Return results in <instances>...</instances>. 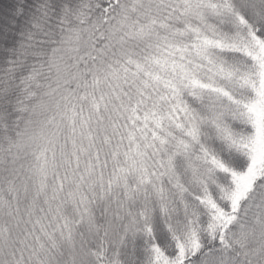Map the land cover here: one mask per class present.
I'll list each match as a JSON object with an SVG mask.
<instances>
[{
    "label": "snow or ice",
    "instance_id": "obj_1",
    "mask_svg": "<svg viewBox=\"0 0 264 264\" xmlns=\"http://www.w3.org/2000/svg\"><path fill=\"white\" fill-rule=\"evenodd\" d=\"M0 264H264V0H0Z\"/></svg>",
    "mask_w": 264,
    "mask_h": 264
}]
</instances>
